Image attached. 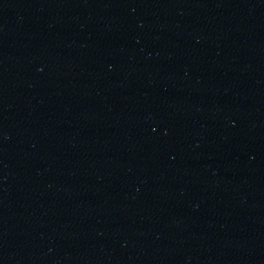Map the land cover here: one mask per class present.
I'll return each mask as SVG.
<instances>
[{
    "label": "water",
    "instance_id": "obj_1",
    "mask_svg": "<svg viewBox=\"0 0 264 264\" xmlns=\"http://www.w3.org/2000/svg\"><path fill=\"white\" fill-rule=\"evenodd\" d=\"M0 264H264V0H0Z\"/></svg>",
    "mask_w": 264,
    "mask_h": 264
}]
</instances>
